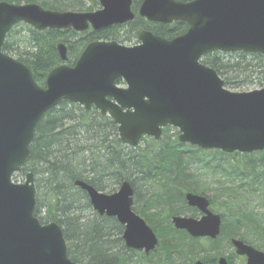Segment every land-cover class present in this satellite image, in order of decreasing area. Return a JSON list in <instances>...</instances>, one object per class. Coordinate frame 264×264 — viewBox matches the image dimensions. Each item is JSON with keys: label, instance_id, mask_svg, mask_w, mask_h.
<instances>
[{"label": "water", "instance_id": "1", "mask_svg": "<svg viewBox=\"0 0 264 264\" xmlns=\"http://www.w3.org/2000/svg\"><path fill=\"white\" fill-rule=\"evenodd\" d=\"M134 0H99L96 12H55L36 4L0 2V264H76L67 256L60 227L42 226L36 206L32 174L24 184L12 179L30 155L42 117L66 101L111 118L119 139L131 148L143 137L159 140L162 130L174 128L179 142L225 154L264 151V87L249 93L225 89L217 73L201 60L209 54L246 53L264 56V0H143L138 15L152 24L188 26L171 40L142 31L139 44L116 42L88 45L73 67L60 66L40 88L23 65L2 52L7 35L20 23L38 32L73 29L83 33L124 25L134 20ZM66 61V47H57ZM123 80L126 88L116 85ZM99 216L124 226L128 249L153 252L158 239L132 210L134 192L128 182L105 195L78 181ZM188 207L199 219L175 216V229L192 238L216 240L221 217L210 201L187 193ZM235 254L246 264H264V252L233 239ZM195 264H204L197 261ZM217 264H228L220 257Z\"/></svg>", "mask_w": 264, "mask_h": 264}, {"label": "trees", "instance_id": "2", "mask_svg": "<svg viewBox=\"0 0 264 264\" xmlns=\"http://www.w3.org/2000/svg\"><path fill=\"white\" fill-rule=\"evenodd\" d=\"M84 1L0 0L17 5L37 4L55 12H93L99 7V0ZM141 1L134 2L136 18L132 23L99 32H37L25 24H18L7 36L3 52L23 63L38 86L44 87L48 74L62 64L56 44L67 46V64L72 66L92 42L138 44L141 31L167 40L187 31L184 23L157 25L141 19L137 15ZM202 63L223 79L226 88L240 91L264 86V56L260 54L217 52L204 56ZM118 84L123 85L122 81ZM170 130L166 128L159 141L145 138L141 145L129 148L120 141L113 120L103 117L94 108L86 111L79 105L61 102L42 117L35 130L30 157L16 177L34 175L38 193L34 216L42 225L60 227L70 261L76 264L134 263L131 260L134 254L123 259L114 253L113 244L121 241L110 240L111 231L120 227L115 219L99 217L96 213L94 219H88L86 213L91 206L86 193L75 186L77 181L103 193H114L128 182L134 191L133 210L147 222L161 223L159 230L156 226L153 228L159 245L153 253L138 256L141 264H184L187 258L192 264L199 254H205L202 259L205 264H214L220 253V243L232 248L233 238L264 250V151L256 160L254 155L248 154L236 153L227 156L228 159L217 151L199 154V150L181 144L177 138L171 140L167 135ZM195 154H198L197 163L193 161ZM204 155H208L207 158ZM193 163L202 165L207 173L192 174L189 168ZM211 185L218 187L212 198L208 195ZM186 193L207 197L211 208L216 207L219 197L224 198L220 204L224 211L219 214L222 232L216 241L192 239L185 232L173 229L170 223L173 216H198L196 210L187 206ZM252 197L258 201L256 208L250 205ZM137 204L142 206L139 212ZM156 218L158 220L154 221ZM118 249L132 252L124 245ZM234 258L238 259L230 253L228 264H232Z\"/></svg>", "mask_w": 264, "mask_h": 264}, {"label": "rangeland", "instance_id": "3", "mask_svg": "<svg viewBox=\"0 0 264 264\" xmlns=\"http://www.w3.org/2000/svg\"><path fill=\"white\" fill-rule=\"evenodd\" d=\"M86 2V0L84 1V3ZM37 5V4H36ZM47 10V9H46ZM96 10H99V7L96 9ZM51 11V10H50ZM60 44H62V43H59V44H56V47H58V45H60ZM65 45V44H64ZM124 46H133V45H135V44H133V43H131V44H127V43H124L123 44ZM66 46V45H65ZM57 49V48H56ZM66 55H67V60H68V49H67V46H66ZM58 57H59V54H58ZM60 58V57H59ZM15 59V58H14ZM229 91H231V92H233V93H239V92H250V91H252V90H255V89H259V88H256V87H252V88H250V89H244V90H240V91H235V90H232V89H230V88H227ZM171 130L170 131H168V137L171 139V140H175L176 138H177V140L179 141V132H178V130L177 129H174V128H170ZM162 137H164V133H163V131H162V136H161V138ZM161 138H160V140H161ZM144 140V139H143ZM143 140H141L140 141V143L137 145V146H139V145H141L142 144V142H143ZM185 145H187V146H189V147H191L192 149H194V150H199L200 152H198L199 154L201 153V152H208V153H213V152H215V151H217V152H220V151H218V150H209V151H206V150H201L200 148H198V147H196V146H190V145H188V144H185ZM220 153H222V152H220ZM261 152H256V153H251V154H249V155H254L253 156V158L256 160V157H257V155L258 154H260ZM223 154V158H225V159H228V157L227 156H231V155H233V154H236V153H232V154H225V153H222ZM238 154V153H237ZM209 155V154H208ZM208 155H204V157L205 158H207V156ZM239 155H242V154H239ZM198 156V154H195L194 155V159H193V161L195 162V163H197V161L195 160V158ZM212 157V156H211ZM211 157H210V159H211ZM236 159L237 160H240V159H242V158H240V157H236ZM216 161H222V159L221 158H216ZM195 163H193L191 166H190V168H189V170L191 171V173L192 174H194V175H202V174H206L207 173V169L206 168H204V167H202V165H200V164H195ZM231 163H233V162H231ZM223 164L224 165H227V162H223ZM29 174H31V173H29ZM16 175H18V174H16ZM16 175H15V177H16ZM32 176H33V182H34V186H35V199H37V195H38V193H37V190H36V184H35V181H36V179H35V177H34V175L32 174ZM204 176V175H203ZM14 177V180H15V182L16 183H23V182H25L26 181V175L25 176H20V177H16L15 178ZM216 188H218V187H216L215 185H211L209 188H208V195L210 196V198H212L211 196H213V195H215V193H214V190L216 189ZM97 190V189H96ZM142 190H143V192L145 191V188H142ZM118 192V191H117ZM102 194H106V195H110L111 193L110 192H105V193H103V192H101ZM114 193H116V192H114ZM253 198V197H252ZM88 199V198H87ZM88 201H89V199H88ZM221 201H224V198H222V197H219V201L217 202V205H216V207H212V211L213 212H215L216 214H222V212L224 211L223 209H222V205L220 206V204H221ZM37 204V203H36ZM89 204H90V202H89ZM258 204V201L257 200H255L254 198H253V201L250 203V205H251V207H253V208H256V205ZM91 206V205H90ZM140 205L139 204H137L136 205V208H137V210H138V212L140 211V208H142V206L141 207H139ZM94 213H96V212H94L93 211V209H92V206H91V208L89 209L88 208V212L86 213V215L88 216V219H94ZM148 213H150V212H148ZM198 214V213H197ZM188 215V214H187ZM199 215V214H198ZM141 216V215H140ZM146 222H147V219L145 218V217H143V216H141ZM154 221H157L158 220V218H156V219H153ZM147 224L150 226V227H152V228H154L155 226H156V228H157V230H159V225L161 224V223H158V225H155L154 223H151L149 220H148V222H147ZM164 224V223H163ZM162 224V225H163ZM161 225V226H162ZM121 227V226H120ZM115 228L114 229V231L112 232L111 231V233H110V240H112V241H114L115 242V240L117 241H119V240H121V241H119V243H115V244H113L114 246H115V249H114V253L119 257V258H126V257H128V258H130L129 256L130 255H133L134 254V258H132L131 260H132V262H134V263H131L130 262V264H141L140 262H139V260L141 261V258H139L138 259V256L139 257H141V254L142 253H140V252H125V251H123V250H121V249H118V247H120L121 245H124V242L122 241V230H120L121 228ZM155 229V228H154ZM160 241V240H159ZM67 245V244H66ZM220 245H221V247H220V253H219V256L216 258V261L218 260V258H220V257H228V255L230 256V253H234V250H233V248H229L228 246H227V244L226 243H220ZM252 247H254V246H252ZM255 248V247H254ZM256 250H258L257 248H255ZM111 251L113 252V248L111 249ZM259 251H264V250H259ZM120 252V253H119ZM205 255V254H204ZM204 255L203 254H199V255H197V258L196 259H203V257H204ZM211 255L212 256H215V253H213V252H211ZM234 256L236 257V258H238V259H233L232 260V264H245V259L244 258H239V257H237L235 254H234ZM205 263V262H204ZM214 264H216V262L214 263Z\"/></svg>", "mask_w": 264, "mask_h": 264}, {"label": "bare ground", "instance_id": "4", "mask_svg": "<svg viewBox=\"0 0 264 264\" xmlns=\"http://www.w3.org/2000/svg\"><path fill=\"white\" fill-rule=\"evenodd\" d=\"M29 157H30V155H29ZM29 159V158H28ZM28 159H27V161H28ZM36 206H37V204H36ZM36 206H35V210H36ZM35 210H34V212H35ZM198 260L196 259L195 261H193L194 263H192V264H195L196 262H197ZM184 264H190L191 263V261H190V259L189 258H187V260H184V262H183Z\"/></svg>", "mask_w": 264, "mask_h": 264}]
</instances>
